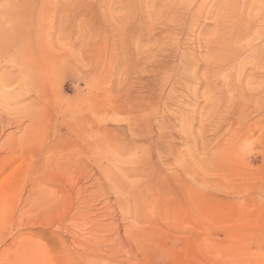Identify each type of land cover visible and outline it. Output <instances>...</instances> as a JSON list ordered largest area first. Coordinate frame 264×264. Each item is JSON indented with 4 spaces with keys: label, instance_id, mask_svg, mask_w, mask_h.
Masks as SVG:
<instances>
[{
    "label": "rangeland",
    "instance_id": "374dc122",
    "mask_svg": "<svg viewBox=\"0 0 264 264\" xmlns=\"http://www.w3.org/2000/svg\"><path fill=\"white\" fill-rule=\"evenodd\" d=\"M263 24L264 0H0V264H264Z\"/></svg>",
    "mask_w": 264,
    "mask_h": 264
},
{
    "label": "bare ground",
    "instance_id": "6f19581e",
    "mask_svg": "<svg viewBox=\"0 0 264 264\" xmlns=\"http://www.w3.org/2000/svg\"><path fill=\"white\" fill-rule=\"evenodd\" d=\"M216 2H217V1H216ZM202 3H203V1H202ZM230 3H231V2H230ZM199 4L202 5L201 3H199ZM183 5H184V4H183ZM176 6H177V5H176ZM184 6H185V5H184ZM190 6H191V5H190ZM193 6H194V5H193ZM244 6H245V5H244ZM217 7H218V6H217ZM177 8H179V7H177ZM184 8H185V7H184ZM198 8H199V7H198ZM200 8H201V7H200ZM173 9H174V8H173ZM173 9H172V10H173ZM175 9H176V7H175ZM175 9H174V10H175ZM180 9H181V8H179V10H180ZM182 9H183V8H182ZM182 9H181V10H182ZM186 9H187V7H186ZM189 9H190V7H189ZM193 9H194V8H192V10H193ZM214 9H215V8H214ZM248 9H249V8H248ZM176 10H177V9H176ZM194 10H195V9H194ZM201 10H202V9H201ZM203 10H204V9H203ZM203 10H202V11H203ZM229 10H230V9H229ZM170 11H171V10H170ZM170 11H169V13H172V12H170ZM184 11H185V10H184ZM204 11H205V10H204ZM214 11H216V10H214ZM219 11H220V10H219ZM176 12H177V11H176ZM180 12H181V14H182L183 11H180ZM191 12H193V11H191ZM205 12H206V11H205ZM205 12H203V13H205ZM207 12H209V11H207ZM217 12H218V9H217ZM225 12L228 13V11H225ZM184 13H185V12H184ZM187 13H188V10H187ZM198 13L201 14V11L199 10ZM198 13H197V12L190 13V14H191V15H190V18H196V19L199 18L200 15H199ZM218 13H219V12H218ZM218 13H217V15H218ZM220 13H221V12H220ZM230 13H231V12H230ZM233 13H235V12H233ZM221 14H224L223 11H222ZM168 15H169V14H168ZM176 15H177V14H176ZM176 15H175V16H176ZM205 15H206V13H205ZM225 15H226V14H225ZM173 16H174V15H173ZM208 16L210 17V15H208ZM219 16H220V15H219ZM229 16H230V15H229ZM236 16H237V15H236ZM167 17H168V16H167ZM169 17L171 18V16H169ZM176 17H178V15H177ZM187 18H189V17H187ZM216 18H217V16H216L214 19H212V21H214L213 23H218V25H219V22H221V20L218 21ZM233 18H234V17H233ZM172 19H173V17H172ZM215 19H216L218 22H217ZM226 19H228V17H227ZM189 20H191V22H192V19H189ZM229 20H230V19H229ZM225 21H226L225 19L222 20V22H221V24H220L221 29H224L223 34L220 33L222 36H223V35L226 36L227 34L229 35V33L231 32V31H230V32L228 33L227 31H225V30H228V27H231V26H228L230 21L227 22L228 25L225 23ZM249 21H250V20H249ZM262 21H263V20H262ZM252 22H253V21H252ZM194 23H195V21H194ZM230 23H231V22H230ZM241 23H242V22H241ZM242 24H243V23H242ZM242 24L239 26V28H237V31H236L235 33H237V34L239 33V34H240V32H244V31H243L244 28L242 27ZM231 25H232V24H231ZM233 25H235V24H233ZM233 25H232V26H233ZM253 25H254V24H253ZM193 26H194V25H193ZM193 26H192V27H193ZM213 26L216 27L217 29H219V28L217 27V24H216V26H215V24H213ZM235 26H236V25H235ZM245 26H247V25H245ZM245 26H244V27H245ZM262 26H264V24H263ZM192 27H191L190 29H193ZM196 27H197V26H196ZM237 27H238V25H237ZM231 28H232V27H231ZM231 28H230V29H231ZM234 28H236V27H234ZM242 28H243V29H242ZM245 28L247 29L248 27H245ZM252 28H253V27H252ZM187 29H188V28H187ZM217 29H216V30H217ZM221 29H220V30H221ZM244 30H245V29H244ZM250 30H251V28H250ZM255 30L257 31V29L254 27V30H253V31L256 33ZM258 30H259V31H257L258 33H257L256 35L259 34V37H258V38L255 37V38H256L257 40H258V39L261 40V42H262L261 46H263V49H264V29L262 28V30H261V29L258 28ZM221 31H222V30H221ZM234 31H235V30H234ZM234 31H233V29H232L233 35H234ZM251 31H252V30H251ZM260 31H262V32L260 33ZM186 32H187V31H186ZM189 32H190V31H189ZM215 32H216V31H215ZM247 32H248V31H247ZM217 33H218V32H217ZM251 33H252V32H251ZM213 34H214V33H213ZM231 34H232V33H231ZM231 34H230L229 36H226L227 39L225 38V39H226L225 41H223V42L217 44V45H218L217 47L222 46L223 48H225V49H226L225 51L228 52V55L232 54V51H233L232 49H235V50H236V47L240 48L241 43H243V42L240 43L239 41H237V38L240 37L239 35H237V36H238V37H237V36H232ZM218 35H219V34H218ZM240 35H241V34H240ZM246 35H247V34H246ZM250 35H251V34H250ZM256 35H255V36H256ZM214 36H215V35H214ZM211 38H212V37H211ZM211 38H210V39H211ZM214 38H216V37H214ZM252 38H253V37H252ZM239 39H240V38H238V40H239ZM211 40L213 41V39H211ZM240 40H241V39H240ZM242 40H243V39H242ZM246 40H247V39H246ZM246 40L244 39V42H246ZM252 40H253V39H252ZM252 40H251V43H248V44H247V46H246L245 44H243V45H245L243 48H244V49H247V47H248V48H251V47L254 45V41H252ZM220 41H221V40H220ZM220 41H219V42H220ZM235 41H236V42H235ZM232 42H234V43L232 44ZM258 42H259V41H258ZM211 43H212V42H211ZM214 43H215V42H214ZM208 45H209V44H208ZM205 46H206V45H205ZM205 46H204V47H205ZM222 47H221V48H222ZM241 47H242V46H241ZM165 48H166V47H165ZM215 48H216V47H215ZM221 48H220V51H221ZM205 49H206V48H205ZM207 49H208V48H207ZM240 50H243V49H240ZM259 50H260V47H257V48H256L255 50H253L251 53H253V54H254V53H257V51H259ZM218 51H219V49H218ZM218 51H217V53H218ZM223 51H224V49H223ZM225 51H224V52H225ZM237 51H238V50H236V52H237ZM259 52H260V51H259ZM220 53H222V52H220ZM220 53H219V54H220ZM262 53H264V52H262ZM216 55H217V54H216ZM222 55H226V54L224 53V54H222ZM236 55H237V54H236ZM259 55H260V54H259ZM214 56H215V55H214ZM218 56H219V55H218ZM230 56H231V55H230ZM252 56H254V55H252ZM211 57H212V56H211ZM231 57H233V56H231ZM248 57H250V56H248ZM257 57H258V55H257ZM216 58H218V57H216ZM225 58H228V57L226 56ZM225 58H224V59H225ZM229 58H230V57H229ZM233 58H234V57H233ZM233 58H232V59H233ZM246 58H247V57H246ZM252 58H253V57H252ZM263 58H264V57H263ZM218 59H219V58H218ZM230 59H231V58H230ZM230 59H229V61H230ZM0 60H1V59H0ZM258 60H259V59H258ZM2 61H3V60H1V62H2ZM192 61H193V60H192ZM225 61H226V60H225ZM246 61H247V60H246ZM252 61H253V60H252ZM252 61H251V63H252ZM255 61H256V60H255ZM261 61H262V60H261ZM198 62H199V61H198ZM198 62H197V63H198ZM210 62H211V61H210ZM213 62H215V61L213 60L212 63H213ZM223 62H224V61H223ZM259 62H260V61H259ZM2 63H3V62H2ZM195 63H196V62H195ZM202 63H203V62H202ZM204 63H205V62H204ZM218 63H219V62H218ZM253 63H254V62H253ZM256 63H257V62H256ZM263 63H264V62H263ZM263 63H262V64H263ZM224 64H225V63H224ZM224 64H223V66H224ZM262 64H261L260 68H256V67L254 66V71L251 72V73H249V74H247L246 76H247V77H250V78H253V77L256 75V73H260V74H261L260 77L263 79V78H264V68H261V67H262ZM196 65H197V64H196ZM221 65H222V64H221ZM253 65H254V64H253ZM257 65H258V64H257ZM263 65H264V64H263ZM218 66H219V65H218ZM196 67H198V66H196ZM196 67H195V68H196ZM205 67H206V66H205ZM213 67H214V66H213ZM220 67H221V66H220ZM207 68H209V66H208ZM210 68H211V67H210ZM213 69H214V68H213ZM213 69H212V70H213ZM221 69H222V68H221ZM255 69H257V70H259V71H256ZM207 72H208V69H207ZM207 72H206V73H207ZM13 73H14V72H13ZM210 73H211V72H210ZM215 73H217V72H215ZM14 75H15V74H14ZM16 75H17V74H16ZM208 75H209V74H207V76H208ZM203 76H204V75H203ZM209 76H210V75H209ZM209 76H208V77H209ZM211 76H212V75H211ZM244 77H245V76H244ZM244 77H243L242 79H244ZM207 79H208V78H207ZM253 79H254V78H253ZM253 79H252V80H253ZM14 80H15V77H14L12 74H11V75H10V74H0V82H1V83L10 84V83H12ZM201 80H202V79H201ZM205 80H206V79H205ZM208 80H209V79H208ZM253 81H254V80H253ZM254 82H255V81H254ZM254 82H253V83H254ZM204 83H205V82H204ZM207 83H209V82H207ZM245 83H246V82H245ZM202 84H203V83H202ZM246 87H247V86H246ZM261 88H262V86H261ZM262 89H263V88H262ZM256 92H257V91H256ZM248 93H249V92H248ZM257 94H258V92H257ZM259 95H260V94H259ZM256 96H257V95H256ZM259 97H260V96H259ZM256 99H257V97H256ZM256 99H255V101H256ZM257 101H258V99H257ZM263 101H264V100H263Z\"/></svg>",
    "mask_w": 264,
    "mask_h": 264
}]
</instances>
